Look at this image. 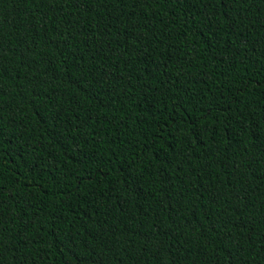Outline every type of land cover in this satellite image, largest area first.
<instances>
[{
  "label": "trees",
  "instance_id": "trees-1",
  "mask_svg": "<svg viewBox=\"0 0 264 264\" xmlns=\"http://www.w3.org/2000/svg\"><path fill=\"white\" fill-rule=\"evenodd\" d=\"M0 264H264V0H0Z\"/></svg>",
  "mask_w": 264,
  "mask_h": 264
}]
</instances>
